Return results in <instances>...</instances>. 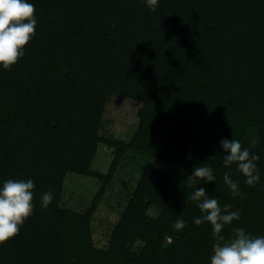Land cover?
I'll use <instances>...</instances> for the list:
<instances>
[{
    "label": "trees",
    "instance_id": "16d2710c",
    "mask_svg": "<svg viewBox=\"0 0 264 264\" xmlns=\"http://www.w3.org/2000/svg\"><path fill=\"white\" fill-rule=\"evenodd\" d=\"M29 2L35 35L17 63L0 67V183L32 179L34 209L0 242V264H211L220 241L210 223L193 222L202 213L190 196L200 186L240 210L224 240L235 228L264 236V0H158L156 11L146 0ZM111 96L139 104L127 143L101 133ZM225 137L260 155L255 186L235 163L224 166ZM100 144L114 150L106 174L92 169ZM130 150L165 169H144L107 244L97 247L92 221L101 193ZM202 163L216 181L188 185ZM225 172L240 197L223 182ZM69 176L103 187L86 207L72 208ZM181 218L186 226L174 229Z\"/></svg>",
    "mask_w": 264,
    "mask_h": 264
},
{
    "label": "clouds",
    "instance_id": "9594fccd",
    "mask_svg": "<svg viewBox=\"0 0 264 264\" xmlns=\"http://www.w3.org/2000/svg\"><path fill=\"white\" fill-rule=\"evenodd\" d=\"M152 11H156L158 0H146ZM35 5L29 0H0V67L10 68L25 55V46L33 38L38 18ZM259 140L253 136L251 145ZM223 150V164L231 167L236 164L238 171L245 177V183L255 186L261 180L257 161L260 155L252 153L249 147H243L239 139L223 138L220 140ZM203 180L202 185L215 182V170L203 163L195 166L187 177L188 185ZM223 182L228 185L233 197H240L239 183L230 178L228 172L223 174ZM34 182L32 179H7L0 183V242H5L20 232L25 220L34 209ZM190 199L197 202L201 215L193 218L196 225L210 223L213 234L218 238L210 257L211 264H264V236L253 235L244 228H235L229 240H224L221 233L233 220H240V210H230L231 204L220 205L218 199L209 196L206 187L196 188ZM53 200L51 191L41 198L42 206L47 207ZM187 224L183 218L174 222L173 228L182 230Z\"/></svg>",
    "mask_w": 264,
    "mask_h": 264
},
{
    "label": "rangeland",
    "instance_id": "374dc122",
    "mask_svg": "<svg viewBox=\"0 0 264 264\" xmlns=\"http://www.w3.org/2000/svg\"><path fill=\"white\" fill-rule=\"evenodd\" d=\"M139 104L119 96L108 99L103 113L102 135L107 139L121 140L127 143L138 126ZM114 150L105 144L98 146L92 163L94 171L106 174L112 163ZM152 167L165 169L160 163L147 155L137 151H128L114 172L104 190L98 209L92 221L93 239L97 247H105L112 227L120 217L127 199L136 187L145 168ZM102 183L93 178H79L69 176L65 181V202L73 198L80 203L70 201L72 208L79 205L84 208L90 200L99 194ZM67 199V200H66ZM142 244L135 242L133 250L136 251Z\"/></svg>",
    "mask_w": 264,
    "mask_h": 264
}]
</instances>
